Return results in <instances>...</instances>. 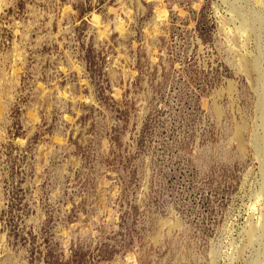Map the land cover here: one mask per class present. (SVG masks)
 <instances>
[{
  "label": "rangeland",
  "instance_id": "obj_1",
  "mask_svg": "<svg viewBox=\"0 0 264 264\" xmlns=\"http://www.w3.org/2000/svg\"><path fill=\"white\" fill-rule=\"evenodd\" d=\"M0 264H264V0H0Z\"/></svg>",
  "mask_w": 264,
  "mask_h": 264
}]
</instances>
